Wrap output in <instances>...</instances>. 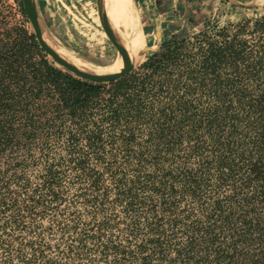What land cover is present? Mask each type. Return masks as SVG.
<instances>
[{
    "label": "trees",
    "instance_id": "trees-1",
    "mask_svg": "<svg viewBox=\"0 0 264 264\" xmlns=\"http://www.w3.org/2000/svg\"><path fill=\"white\" fill-rule=\"evenodd\" d=\"M28 23L0 0V264H264V16L108 82Z\"/></svg>",
    "mask_w": 264,
    "mask_h": 264
},
{
    "label": "rangeland",
    "instance_id": "rangeland-1",
    "mask_svg": "<svg viewBox=\"0 0 264 264\" xmlns=\"http://www.w3.org/2000/svg\"><path fill=\"white\" fill-rule=\"evenodd\" d=\"M34 1L40 17L38 19L36 16L38 25L40 20L48 38L58 47L66 49V53L71 57L102 65L108 64L115 57H122L126 53V47H124L126 35L115 23V20H118L115 0ZM21 2L23 3V0ZM184 2L183 0L178 1L176 20H173V17L166 18L163 15L152 22L150 21L152 25L162 23L170 26L169 28L162 26L157 32L155 30L151 33L152 37L147 38L148 45L145 58L136 68L147 59L148 55L157 51L159 46L174 34H182L184 30L191 34L200 28H211L215 25L223 26L229 23H237L245 18L264 16V0H187ZM134 3L141 24L147 31L148 25H150L147 22L149 15L146 14L145 8L146 13L142 10L146 2L141 0L140 4L138 3L139 7L136 0ZM108 9L112 11L113 16ZM27 19L29 27L34 31L31 21L28 17ZM191 20H195L194 23H191ZM118 22L120 21L118 20ZM148 33L150 34V31H147ZM114 38L116 40L113 41ZM49 57L58 67L66 70L53 57ZM68 191L69 196H73L76 190L70 187ZM76 205L78 208H83L82 202H78ZM44 223H48L47 219ZM59 236L57 231L50 239L55 243ZM55 253V249L49 251L50 255Z\"/></svg>",
    "mask_w": 264,
    "mask_h": 264
},
{
    "label": "bare ground",
    "instance_id": "bare-ground-1",
    "mask_svg": "<svg viewBox=\"0 0 264 264\" xmlns=\"http://www.w3.org/2000/svg\"><path fill=\"white\" fill-rule=\"evenodd\" d=\"M115 2L117 6L116 12H118V20L122 25L118 22V20H115V23L126 35L124 43L126 53L124 56L115 57L112 62L102 65L71 57L66 53V49L62 47L60 48V46L58 47L48 38L47 33L44 32V28L39 20L38 26L41 31V39L43 40V43L47 48L52 50L58 58H65L70 62V65L74 66V68L81 73L99 77H111L123 71L131 70L145 58L148 45V34L146 29L141 24L134 0H115ZM30 7L39 19L34 0H32V2L30 0ZM108 11L111 15L113 14L110 9H108Z\"/></svg>",
    "mask_w": 264,
    "mask_h": 264
},
{
    "label": "water",
    "instance_id": "water-1",
    "mask_svg": "<svg viewBox=\"0 0 264 264\" xmlns=\"http://www.w3.org/2000/svg\"><path fill=\"white\" fill-rule=\"evenodd\" d=\"M101 1V0H100ZM102 3V2H101ZM23 4H24V8H25V11H26V15L27 17L29 18V20L31 21V24L34 28V32L37 36V39L41 45V47L45 50V52L53 57V59L59 63L61 66H63L64 68H66V70L70 73H72L73 75H76L78 77H81V78H86V79H90V80H93V81H112V80H116L118 78H121L123 77L124 75L132 72L136 67L132 68L131 70L129 71H123L119 74H116L114 76H111V77H99V76H93V75H89V74H85V73H81L79 72L78 70H76L74 68V66L70 65V62L68 60H66L65 58L64 59H60L58 58L52 50H50L49 48H47L45 46V44L43 43V40L41 39V31H40V28L38 26V19L36 18V15L34 14L32 8L30 7V0H23ZM40 18V17H39ZM116 40V38L113 39V41Z\"/></svg>",
    "mask_w": 264,
    "mask_h": 264
},
{
    "label": "crops",
    "instance_id": "crops-1",
    "mask_svg": "<svg viewBox=\"0 0 264 264\" xmlns=\"http://www.w3.org/2000/svg\"><path fill=\"white\" fill-rule=\"evenodd\" d=\"M140 1L141 0H136V4L137 6L139 7L138 3L140 4ZM142 1H145L146 4L145 6H143L142 10L143 12H145L148 16V29L147 31H150V34L148 33V37H152L151 33H153L155 30L156 32L158 30H160V28L163 26V28H169V24L167 25H163L162 23L159 24V25H152L150 23V21L152 22L154 19L158 18L159 16H166L167 17H173V20L177 18V4H178V1L180 0H142ZM183 1H187V0H183ZM151 2H153V5H151ZM184 2V3H185ZM144 8L146 9L144 11ZM172 20V21H173ZM162 21V20H161ZM148 38V39H149Z\"/></svg>",
    "mask_w": 264,
    "mask_h": 264
}]
</instances>
